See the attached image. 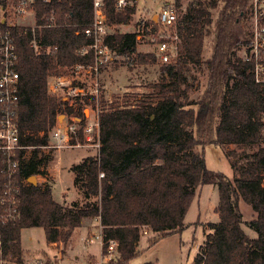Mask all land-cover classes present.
Returning <instances> with one entry per match:
<instances>
[{"label":"trees","instance_id":"trees-1","mask_svg":"<svg viewBox=\"0 0 264 264\" xmlns=\"http://www.w3.org/2000/svg\"><path fill=\"white\" fill-rule=\"evenodd\" d=\"M93 1L37 0L38 23L54 16V25L37 30V48L31 32L20 25L10 27L19 55L17 121L22 143L32 147L29 157L21 160V177L42 174L45 153L51 151L41 146L48 145L58 115L75 110L82 115L85 104L95 102L84 98L75 107H65L47 89L49 76L94 62L92 52H79L91 41L83 28L93 21ZM116 1L104 0L109 25L129 23L135 7L119 9ZM181 1L176 0V5L181 6ZM251 4L252 0L189 1L177 23L178 55L160 67L159 79L149 85L151 91L112 101L99 98V153L70 169L83 202L57 201L50 185L23 187L19 219L0 226V259L10 257L23 264L25 228L42 227L49 243H67L83 219L96 218L102 229L103 253L111 240L117 243V257L104 264H131L140 253L145 229L155 234L150 245L182 230L198 187L214 184L219 189L215 209L219 221L209 223L210 231L194 264H264V86L237 54L238 46L250 41L245 19ZM138 34L114 31L105 42L114 55L129 58L137 52ZM209 37L213 49L203 60ZM137 56L140 62L151 57L148 53ZM192 64H204L208 70L198 98L189 95ZM74 141L83 142L84 136ZM207 144L243 148V157L231 160L239 172L234 181L207 167ZM241 199L257 213L248 222L240 209ZM244 223L257 232L256 237L245 231Z\"/></svg>","mask_w":264,"mask_h":264},{"label":"rangeland","instance_id":"rangeland-1","mask_svg":"<svg viewBox=\"0 0 264 264\" xmlns=\"http://www.w3.org/2000/svg\"><path fill=\"white\" fill-rule=\"evenodd\" d=\"M166 0H140L134 5L136 11L132 20L127 24H118L110 27V32H134L142 30L144 22H148L151 16L160 11V7ZM190 0H182L181 6H177L179 16L186 9ZM30 18L29 23H33ZM246 29L250 30V12L245 19ZM212 37L207 38L203 50V60L212 52ZM244 44L238 46L237 54L243 55ZM138 53L151 55L145 62L138 60ZM153 58L154 60H152ZM162 62L157 54V48L147 39L139 40L137 52L127 58L123 55H114L101 73L100 99L112 101L117 97H123L130 93H147L151 91L150 84L157 81L160 76ZM75 67V66H74ZM207 68L204 64L190 65L188 83L190 85V98H198L205 86ZM95 104V105H94ZM86 108L98 107L99 103H89ZM89 113V111L87 110ZM63 116H60V120ZM97 147H67L51 150L45 153V164L42 174H48L47 185L52 186L54 197L57 201L70 205L74 201L83 202L80 190L74 186L68 171L76 162L83 157L96 155ZM235 153H232V152ZM207 167L211 170L224 173L231 181L239 175L231 165V160L242 158L243 148L234 144L216 145L207 144L204 148ZM31 149H27L29 157ZM60 171L55 182L54 175ZM37 183H42V177L35 175ZM30 181V180H29ZM79 191L77 196L76 189ZM219 203V189L214 184L200 185L191 202L185 217V227L161 238L154 245L149 240L155 236L149 229H145L138 249L140 253L131 260V264H143L154 262L156 264H194L195 257L204 243L210 222H218L219 215L215 211ZM240 209L244 221L254 219L257 213L244 200H240ZM245 231L256 237L257 232L246 223L243 224ZM102 229L95 218H85V224L75 229L71 239L67 243H49L46 240L45 231L42 227H29L22 231V259L23 264L40 261L41 264H104L117 257L114 251L103 253ZM1 264H17L10 257L1 261Z\"/></svg>","mask_w":264,"mask_h":264},{"label":"built area","instance_id":"built-area-1","mask_svg":"<svg viewBox=\"0 0 264 264\" xmlns=\"http://www.w3.org/2000/svg\"><path fill=\"white\" fill-rule=\"evenodd\" d=\"M36 1L0 0V226L15 223L19 219L21 189L31 183L29 178L19 174L21 160L27 157V149L32 147L22 143L17 121L20 100V73L17 68L19 55L10 27L20 25L26 32H31L32 45L37 48V30L54 25V16H47L46 23H38L34 8ZM139 1L117 0L116 6L122 9ZM93 10L92 23L83 28L84 34L91 41L83 45L79 52L82 55L92 52L94 62L76 64L66 73L49 76L47 81L48 92L61 98L65 107H75L76 101H83L84 98L94 99L98 104L103 66L114 58L113 51L105 42L106 36L111 33V25L108 23L104 0H94ZM30 18H34L33 23H29ZM178 19L176 0H166L160 11L151 16L148 25L139 30L137 36L138 40L147 39L155 45L158 57L164 63L171 62L178 55ZM240 57L251 65L255 81L264 86V0H252L250 41L244 44L243 55ZM86 107L83 108L82 115L77 114V110L59 114L56 124L49 132L48 145L41 148L46 152L75 146L97 147L99 150V106ZM60 116H63L62 120ZM80 134L84 136V141H74ZM102 176L104 173H100V177ZM114 251L117 252V243L111 240L108 245L109 256ZM1 261L2 259L0 264Z\"/></svg>","mask_w":264,"mask_h":264},{"label":"crops","instance_id":"crops-1","mask_svg":"<svg viewBox=\"0 0 264 264\" xmlns=\"http://www.w3.org/2000/svg\"><path fill=\"white\" fill-rule=\"evenodd\" d=\"M75 147H84L85 148V146H75ZM73 148V147H72ZM96 152H97V154L96 155H98V153H99V150H96ZM85 157H83L78 163H80L83 159H84ZM74 164H77L76 162L74 163ZM68 173H69V177H70V179H72V181H73V184H74V178H75V174H74V172L73 171H68ZM58 174H60L61 176H63V174L60 172V171H56V174L54 175V177H55V182L57 181L56 179H57V176H58ZM41 177H42V180H43V182L42 183H40V184H42V185H47L48 183H47V178H48V174H39ZM47 183V184H46ZM75 186V185H74ZM51 188H52V186H50ZM76 189V188H75ZM52 191H53V188H52ZM76 194H77V196L79 195V194H81V193H79V191L76 189ZM54 195V194H53ZM55 198V197H54ZM56 199V198H55ZM57 200V199H56ZM95 220L97 221V222H99V219H96L95 218ZM100 223V222H99ZM83 224H85V219H83V222H82V225ZM77 229V228H76Z\"/></svg>","mask_w":264,"mask_h":264},{"label":"water","instance_id":"water-1","mask_svg":"<svg viewBox=\"0 0 264 264\" xmlns=\"http://www.w3.org/2000/svg\"><path fill=\"white\" fill-rule=\"evenodd\" d=\"M30 182L32 184H37V179H36V176L35 175H32L30 178H29Z\"/></svg>","mask_w":264,"mask_h":264}]
</instances>
